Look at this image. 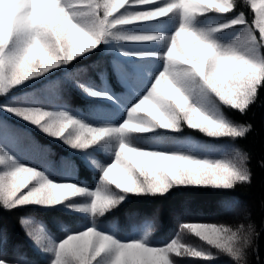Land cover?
I'll use <instances>...</instances> for the list:
<instances>
[{
	"label": "snow or ice",
	"instance_id": "1",
	"mask_svg": "<svg viewBox=\"0 0 264 264\" xmlns=\"http://www.w3.org/2000/svg\"><path fill=\"white\" fill-rule=\"evenodd\" d=\"M250 4L255 18H249L244 8ZM7 5V8L4 6ZM51 9V19L41 9ZM233 13L231 18L228 14ZM209 14H214L209 16ZM201 17L214 21L200 26ZM157 21L172 24L174 31H131L129 26ZM7 24L8 39L0 45V96L30 78L50 70L69 66L73 60L95 51L108 39L124 57H134L138 64L160 61L161 70L151 76L138 69L129 71L117 65L122 79L130 82L136 93L134 102L125 107L118 123L101 120L94 126L72 115V110L48 106H16L0 104V109L38 127L46 135L61 139L69 147L86 151L107 138L117 142L111 163L98 165L101 176L98 186L89 189L73 182H53L37 168L22 164L15 156L19 133L0 122V207L7 211L27 204L43 203L38 194L52 185H74L82 189L72 197L90 195L87 207L69 201L74 210L99 215L93 201L109 200L113 195L165 196L174 187H191L228 193L238 185L251 186L252 173L248 156L231 147L196 144L167 133H183L185 126L213 138L244 137L251 125L234 123L223 109H235L241 114L256 102L264 90V0H0V24ZM240 27L236 39L223 43L217 34ZM188 34L185 45L183 35ZM158 42L164 46L150 51H133L130 46ZM45 67L37 71L36 66ZM74 67V66H73ZM65 84L78 87L98 99H113L109 90H98L84 81L77 72H69ZM40 104L41 102H37ZM154 136L143 135L155 131ZM142 143H136V140ZM114 189V194L109 188ZM122 200V202H123ZM63 201V202H64ZM120 202V203H122ZM233 196L224 195L219 208L232 214L231 222L194 221L188 215L177 214L178 232L170 240L152 242L148 233L159 221L155 213L146 217L143 235L130 240H118L114 227L101 230L94 219L50 245V264H181L192 257L215 260L221 254L238 264L236 245L254 226L248 223L246 209L238 207ZM244 220L245 223H238ZM20 223L28 235L40 243L28 221ZM192 225L199 226L197 234ZM93 233L90 237L86 233ZM185 232L194 233L205 245L193 246L182 241ZM13 241L9 231L0 228V264H34L25 254L10 255ZM187 249V250H186ZM194 249V251L192 250ZM215 249V251H213ZM174 254V256H173Z\"/></svg>",
	"mask_w": 264,
	"mask_h": 264
},
{
	"label": "trees",
	"instance_id": "2",
	"mask_svg": "<svg viewBox=\"0 0 264 264\" xmlns=\"http://www.w3.org/2000/svg\"><path fill=\"white\" fill-rule=\"evenodd\" d=\"M240 2L243 5L244 0H240ZM244 11L249 18H255V10L251 9L250 4L244 8ZM232 15L233 13H229L228 17ZM101 54V51H94L88 55L87 59L79 57L77 58L79 63L73 60L71 65L65 67L68 68L69 72H77L78 70H83L85 67L89 74L93 73L95 80L100 82V75L96 73V70L100 68L97 62ZM103 64L106 66V63ZM91 65L98 67L90 71L88 67ZM108 71V80L111 82L112 87L114 89H121L113 70L108 68ZM65 73L64 68L59 69L53 75L40 79L38 83L31 87L24 88L22 91L40 87L47 84L50 79L58 75H64ZM78 74L83 80L82 71H79ZM63 87L64 91L54 98L56 102L65 103L70 108L75 109L76 106H82L86 101H89L77 87H68L64 81ZM22 91L19 89L10 90L6 96H0V103L13 98L15 94ZM97 101L98 100H96V102ZM224 110L228 117L235 123L244 126L251 125L250 131L246 133L244 137H237L233 140L240 149V152L248 156L246 163L252 173L251 186L238 185L235 190H230L228 193L204 188L174 187L165 196L131 195L124 203L119 204V206L113 208L112 211H107L104 217L108 220L117 218L121 221L124 219L125 223H128L133 218L131 215L132 212H140L138 216H135L136 220L150 217L154 212L156 213L159 224L154 229L153 235L160 238L164 237L171 239L178 232V225L175 219L177 214L184 213L193 218L194 221L200 222H217L211 219L213 217L219 218V222H231L232 214L225 212L222 214L223 211L219 208L218 201L224 195L233 196L239 202L238 207L246 209L245 214L249 217L247 222L252 223L259 233L257 250L253 252L250 258L251 264H264V90H262L256 102L250 105L245 113L241 114L235 109L225 108ZM3 115L15 125L25 128L32 133V138L34 139L32 152L39 154L45 152L43 157L50 158L53 156V159H57L61 156H63L62 158L64 159H68L70 155L68 149L57 143L51 136L33 128L30 124L16 117H12L6 113H3ZM182 134H190L202 139H207L204 133L189 129L187 126L183 129ZM74 150L78 151L76 149ZM43 157L40 158L44 160ZM76 160L78 161L77 168H75L77 174L85 178L88 182L94 180L95 177L93 178L92 171L87 168L85 163L80 159ZM94 174L97 176V172L94 171ZM26 217H34L41 220L44 225L55 234L60 231V225L74 227L78 219L76 216L57 207L42 208L27 204L13 208L11 211H7L3 207H0V228L7 229L13 241L12 247L8 250L9 254L14 256L17 252L23 253L29 259L39 264L45 263L33 247L26 227L20 223V219L23 218L26 220ZM78 217L81 218L80 216ZM126 218L129 219V221ZM238 223H245V221L240 220ZM181 239L193 246H206V242L202 241L194 233L185 232ZM213 251H215V249H213ZM176 259H185L181 261V264H236L229 256L223 254L211 261L192 257H176Z\"/></svg>",
	"mask_w": 264,
	"mask_h": 264
},
{
	"label": "rangeland",
	"instance_id": "3",
	"mask_svg": "<svg viewBox=\"0 0 264 264\" xmlns=\"http://www.w3.org/2000/svg\"><path fill=\"white\" fill-rule=\"evenodd\" d=\"M260 0H257V5L259 6ZM214 14H209V16H212ZM201 21H203V24L200 26H207L210 23H214V21L207 20L204 17L200 18ZM131 31H139V32H156V31H163L164 34L168 35L171 34L172 31H174V26L172 24L167 25H160L159 22L153 21L151 24L146 25H132L129 26ZM240 32V27L237 26L236 28H229L227 29L225 34H217L221 37V41L223 43H229L232 40L236 39L237 35ZM118 42L112 41L111 39H108L107 44H101L98 49L95 51L99 52L101 51L102 56L100 59H105L106 66H104L102 60L98 61V70H96V73L100 75V82H97L94 78L93 73L89 74L87 69L83 68V80L90 82L92 85L99 86L96 87L98 90H109V95L113 97V99H98L94 98L92 96H89L85 94L82 90H80L78 87L77 89L89 99V101H86L85 104H82V106H76L77 109L71 108L72 115L76 116L77 118L83 120L86 123L93 124L94 126H100L99 122L101 120H108L111 123H118L119 120H122L124 117V111L126 106H130V102H134V97L136 95L134 91V86L130 82L129 84H126L124 80L122 79V76L120 72L117 70V65H123L124 68L128 69L129 71H133V69H138L139 73L141 75H147L151 76L153 70L159 71L162 69L163 64L160 61H156L155 63L151 64H138L136 58L134 57H124L121 55L120 51L117 50L116 47H111L113 45H116ZM164 46L160 45L158 42H152L151 44H138V45H132L130 46L131 50L133 51H139V50H145L150 51L154 48H163ZM93 51H90L88 55H90ZM81 57H84L82 55ZM108 62V63H107ZM109 64V65H108ZM98 66H90L88 67L90 71H93V69L97 68ZM65 66L58 67L56 69L50 70L48 73L41 74L39 77H33L30 78L28 81L22 82L20 85L13 87L11 90L19 89L23 90L24 88H27L29 86H33L38 81L44 77H47L49 75H53L56 73L59 69L64 68ZM108 68H111L115 74V78L120 82V84L124 87L125 91L118 93H115V91L112 89L110 81L108 80L109 71ZM63 81L65 82V79L58 78L53 80L50 79L47 85H43L41 88L35 87L32 90L25 91L18 96V98H10L0 104L3 103H12L16 106L26 107V106H48L51 107L53 104L55 105V109H64L68 110L70 109L67 104L62 102H56L55 97L59 94H61L64 91L63 87ZM99 100V102H96V100ZM121 101V102H118ZM37 102H41L38 104ZM102 103V104H101ZM224 110V109H223ZM225 112V110H224ZM3 113H7L10 116H15L11 112H6L3 109H0V122L6 124L9 128L16 130L19 133V137L17 139L16 147H15V156L18 159V161L22 164H28L31 165L41 172L44 173L45 176H47L50 180L53 182H73L78 185H82L89 189H95L98 186V182L100 180L101 176V168L98 167V165H104L106 163H111L112 159L114 157V151L117 142L115 140L110 139H103L99 141L96 145L90 146L89 149L86 151H75L71 147H68L67 144L63 142L61 139H54L59 143L60 145L64 146L68 151L70 152V155L68 157L69 160H71L74 164V168L77 167L78 161L76 159H80L85 163L88 169H90L93 173V182H88L89 185L83 184L84 179L81 178L79 175L77 178V175L74 173H69V171H64V167L66 166L67 162L64 160L57 162H53V156L43 157L45 155V152H43L41 157L44 158V160L41 158L40 161H37V157L34 154H27L31 153V149L34 147V139L32 138V133L28 130H25L24 128L15 127L10 121L7 120V118L3 115ZM225 115L228 116L225 112ZM17 117V116H15ZM18 119L26 122L25 120L17 117ZM231 119L230 117H228ZM232 120V119H231ZM233 121V120H232ZM234 122V121H233ZM33 126L35 129L41 131L38 127L34 126L33 124L26 122ZM235 123V122H234ZM238 124V123H236ZM240 125V124H239ZM164 130L156 129L153 132L146 133V134H136V135H143L144 137L154 136L157 132H162ZM167 135L176 136L180 139H190L196 144H208V145H216L219 147L228 146L233 149V151H240L238 146L235 144L233 139L231 138H213L208 137L207 139H202L190 134H181V133H172L169 132ZM136 143L140 144L142 143L141 140H136ZM76 155V156H72ZM94 171L97 172L94 174ZM63 177V178H61ZM109 191L114 194L115 190L109 188ZM131 195H128L122 203L125 202V200L128 199V197ZM92 197L90 195H82L77 197H71L69 200H76L80 203L77 204V208H80L81 206H88L90 204ZM69 201L61 202L60 204L56 205H41V204H35L31 203L29 205L32 206H38L42 208H52L57 207L60 208L72 215L76 216H82L84 219L82 222L78 224L79 228H76L78 230H83L84 226H92V221L95 219L99 225H101V230H106L113 228L116 232V238L118 240L124 241V240H130L135 237L143 235V231L141 230V225L143 224L145 218H142V220L138 219L136 220L135 216H138L140 212H132L131 215L133 218L131 221L127 219L129 222L125 223V220L119 221L117 218H113L112 220L101 219L102 221H99L100 215H93L90 212H82L78 210H74L72 207H68ZM120 203V204H122ZM113 209V208H112ZM181 209V208H179ZM112 211V210H111ZM107 212V211H106ZM105 212V213H106ZM154 213V212H153ZM156 214V213H155ZM224 214V212L222 213ZM128 215V214H127ZM182 215H185L184 213ZM129 217V216H126ZM135 217V218H134ZM28 224L35 230V235L39 238L40 243L37 244L34 242V240L31 238L35 248L39 250L42 254V259L45 260L46 264H50L51 259L53 258L52 251L48 250L50 248V245L64 239L68 234L75 232V229L70 230V228L67 225H60V231L57 234H52L43 224H41L39 221L33 218H27ZM77 231V230H76ZM150 241L152 242H166L169 239L164 237H158L151 235L149 237ZM174 255V254H173Z\"/></svg>",
	"mask_w": 264,
	"mask_h": 264
},
{
	"label": "clouds",
	"instance_id": "4",
	"mask_svg": "<svg viewBox=\"0 0 264 264\" xmlns=\"http://www.w3.org/2000/svg\"><path fill=\"white\" fill-rule=\"evenodd\" d=\"M7 8V5L4 6ZM41 14L44 15L46 18L51 19V9L45 8L41 9ZM183 40L185 45L189 42V36L188 34L183 35ZM8 39V28L7 24H0V45L4 44ZM45 67H41L39 65L36 66L37 71H43L45 70ZM82 189H77L74 185H52L50 188H46L43 191H41L38 194V198L43 203L51 202L53 204L55 203H61L65 199H69L72 196L81 193ZM123 197L113 195L109 200L107 201H93V207L95 210L99 212L100 216H103L106 211H110L112 208L118 207L120 202H122ZM69 207H72V205H69ZM86 207V206H81ZM199 226L192 225L191 230L193 232H198ZM154 233V229L151 230L148 233V236L150 237ZM93 235L91 231L89 233H86L85 236L90 237ZM259 238V233L256 231L255 227L253 228L251 233H246L243 237L239 239L236 245V253L238 256V264H251V255L254 251L257 250V241ZM187 250V249H186ZM194 251V249H192Z\"/></svg>",
	"mask_w": 264,
	"mask_h": 264
}]
</instances>
